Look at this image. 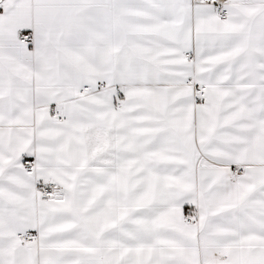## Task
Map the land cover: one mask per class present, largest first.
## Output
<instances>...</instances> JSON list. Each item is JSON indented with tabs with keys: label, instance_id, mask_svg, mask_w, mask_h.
<instances>
[{
	"label": "snow or ice",
	"instance_id": "obj_1",
	"mask_svg": "<svg viewBox=\"0 0 264 264\" xmlns=\"http://www.w3.org/2000/svg\"><path fill=\"white\" fill-rule=\"evenodd\" d=\"M0 264H264V0H0Z\"/></svg>",
	"mask_w": 264,
	"mask_h": 264
}]
</instances>
